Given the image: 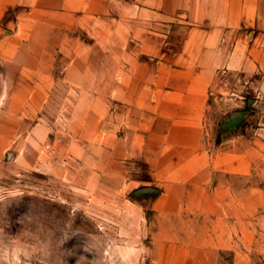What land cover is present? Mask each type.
Here are the masks:
<instances>
[{
    "label": "crops",
    "instance_id": "obj_1",
    "mask_svg": "<svg viewBox=\"0 0 264 264\" xmlns=\"http://www.w3.org/2000/svg\"><path fill=\"white\" fill-rule=\"evenodd\" d=\"M60 59L85 82L99 63L117 156L139 167L156 234L172 236L154 263L218 264L230 187L215 177L236 164L214 141L236 124L214 131L210 101L264 92V0H0V69L44 75Z\"/></svg>",
    "mask_w": 264,
    "mask_h": 264
},
{
    "label": "rangeland",
    "instance_id": "obj_2",
    "mask_svg": "<svg viewBox=\"0 0 264 264\" xmlns=\"http://www.w3.org/2000/svg\"><path fill=\"white\" fill-rule=\"evenodd\" d=\"M92 63L86 82L80 68L66 75L68 59L44 75L0 69L9 73L0 75V264H155L154 245L172 238L142 207L139 167L117 156V109L102 100ZM246 97L210 101L214 131L226 117L236 124L214 141L236 164L215 177L230 187L218 264H264V92Z\"/></svg>",
    "mask_w": 264,
    "mask_h": 264
}]
</instances>
